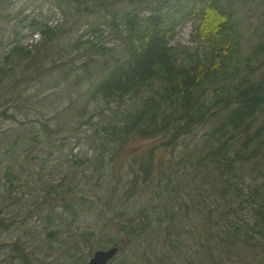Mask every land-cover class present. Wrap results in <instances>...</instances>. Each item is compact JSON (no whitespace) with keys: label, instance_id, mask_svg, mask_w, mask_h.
Instances as JSON below:
<instances>
[{"label":"trees","instance_id":"16d2710c","mask_svg":"<svg viewBox=\"0 0 264 264\" xmlns=\"http://www.w3.org/2000/svg\"><path fill=\"white\" fill-rule=\"evenodd\" d=\"M52 1L64 20L54 26L35 18L29 23L42 39L51 40L68 18L76 16L75 23L87 24L83 33L88 37L82 43L103 49L94 37L104 36L113 14L122 53L114 55L113 66L92 91L105 101L109 113L92 135L95 155L88 161L102 167L107 154L116 156L123 150L120 159H135L127 171L130 179L115 166L116 184H108L107 194L96 199L79 197L80 187L65 177L58 184H45V198L57 193L58 206L75 214L86 208L83 200H90L87 209L117 215L123 242L159 248L148 264H264V0ZM10 3L0 0V10L7 13ZM144 7L150 9L148 15L140 12ZM94 14L105 27L88 18ZM253 15L259 23L251 32L246 24ZM7 17L13 18L11 13ZM189 18L200 19L191 35L196 44H173L178 26ZM17 22L15 18L11 26ZM24 49L15 43L5 63ZM29 58L35 75L28 80L34 81L49 69L42 68L35 54ZM7 64L0 65L2 82L14 71ZM18 99L20 107L23 98ZM0 117L16 120L6 109ZM10 129L0 146V179L13 184L22 180L13 164L16 154L28 150L29 143L28 132ZM139 139L154 141L128 151ZM159 151L163 155L157 157ZM8 153L13 163L4 156ZM66 193L74 202L67 203ZM136 197L140 202L128 209L125 202ZM2 198L3 207H9L10 197ZM12 225L0 217V226ZM80 242L73 248L71 264L88 262L79 259ZM115 245L120 252V245ZM13 248L31 264L30 254L19 243Z\"/></svg>","mask_w":264,"mask_h":264},{"label":"rangeland","instance_id":"374dc122","mask_svg":"<svg viewBox=\"0 0 264 264\" xmlns=\"http://www.w3.org/2000/svg\"><path fill=\"white\" fill-rule=\"evenodd\" d=\"M139 10L143 15L150 13L146 7ZM8 13L12 14V20L7 17ZM253 13L251 9L249 14ZM94 16L88 18L105 27V23ZM15 18L17 26H11ZM34 18L54 26L64 20V15L52 0H11L7 13L0 10V65L7 64L6 56L15 43L25 47L20 50V55L13 54L7 64L14 71L12 69L3 82L0 75V111L6 109L16 115V120L0 117V146L3 137L13 131L10 127L28 132L29 143L28 150L16 154L17 163L9 159V153L4 154L15 165L22 180H15L12 184L7 178L0 179V217L13 222L10 228L0 226V264H26L13 248L14 243H19L30 254L31 264H71L73 248L79 241L83 248L79 251V259L88 261L94 251L117 242L121 250L110 264H148V258L159 248H144L133 240L123 242L126 238L120 228V217L110 211L100 215L87 209L90 200H83L86 208L75 214L64 205L58 206L61 196L57 193L45 198L44 191L46 183L58 184L65 177L68 183L80 187L78 196L85 194L88 199H96L100 194H107L108 184H116L113 171L116 172L117 165L123 168L125 179H130L131 173L127 171L131 170L130 161L135 157L120 159L125 150L116 156L107 154L102 167L88 161V157L95 155L91 146L92 135L109 113L105 101L99 95L92 96V91L104 72L113 66L114 55L122 53L121 43L115 40L119 26L112 22L113 14H110L104 36L94 37L97 44L105 47L96 49L82 43L88 37L83 33L87 24L75 23L76 16L68 18L51 40L47 37L42 39L40 32L29 27ZM199 21L189 18L182 22L172 43L196 44L191 41V35ZM27 23L28 26L22 27ZM257 23L258 19L253 15L246 25L251 26L252 32V26ZM17 29L21 31L15 41ZM79 39L81 42L77 45ZM32 54L37 56L42 68L49 70L29 81V77L35 75L29 58ZM19 97L23 98L20 107L16 105ZM43 124L50 129L61 128V131H49ZM153 141L139 139L128 151H137L138 146L141 148ZM165 152L171 156L172 151ZM142 155L143 152L137 154L138 157ZM162 155L159 151L157 157ZM79 157L80 160L75 161ZM58 191H62L61 188ZM2 197H10L9 207H3ZM65 200L74 202V197L66 193ZM139 202L140 197H136L127 200L125 205L134 210ZM49 212L53 215L48 216ZM258 249L262 250V247L258 246Z\"/></svg>","mask_w":264,"mask_h":264},{"label":"water","instance_id":"95a60500","mask_svg":"<svg viewBox=\"0 0 264 264\" xmlns=\"http://www.w3.org/2000/svg\"><path fill=\"white\" fill-rule=\"evenodd\" d=\"M119 246H111L106 249L94 251L87 264H109V262L118 254Z\"/></svg>","mask_w":264,"mask_h":264}]
</instances>
